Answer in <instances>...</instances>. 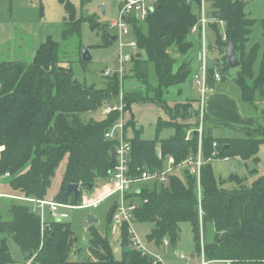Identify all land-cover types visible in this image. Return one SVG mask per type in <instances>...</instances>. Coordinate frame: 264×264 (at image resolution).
<instances>
[{"label":"trees","instance_id":"16d2710c","mask_svg":"<svg viewBox=\"0 0 264 264\" xmlns=\"http://www.w3.org/2000/svg\"><path fill=\"white\" fill-rule=\"evenodd\" d=\"M60 1L66 12L62 31L64 42L81 38L83 25L87 23L101 37V46L109 47L114 43L115 32L108 24L100 23L92 15L77 19L74 5L68 0ZM211 1L210 18L214 22L207 25L206 31L212 28L216 44L224 55L220 72L226 77L231 70L225 50L233 38L240 62L235 82L242 100L252 103L258 96L264 97V52L259 44H250L257 23L264 38V19L249 18L244 0ZM201 7L202 0H161L145 21L128 18L138 45L130 71L145 86L146 94L126 96V111L135 103H155L169 116L168 120H157V130L173 129L176 134L161 141L143 140L137 134L131 140L129 169L133 177L164 167L157 158L158 143L165 156L175 159L176 166L197 155L198 136L192 130L199 125L196 122L198 110L191 103L171 107L165 94L171 87L185 84L193 71L189 61L193 47L190 36L200 21ZM217 21L225 23L228 43L222 41V27ZM61 47V43L49 37L32 60L0 62V179L9 173V185L19 194L0 193L10 200L7 217L0 214V264H16L9 253L8 238L21 246L31 264H155L154 257L132 248L126 227L121 229L120 257L115 256L109 239L92 228L89 249L94 260H74L78 238L72 224L64 220L46 222L45 219L47 229L43 233L40 216L31 210L28 202L20 200L45 199L52 178L66 157V171L55 200L74 207L81 205L83 190L97 179L111 180L115 167L111 158L115 142L106 139L105 133L117 121L118 114L89 121L83 114L95 113L114 104L115 98L118 100L120 76L117 73L103 75L107 78L106 88L88 85L74 76L72 67L61 65L67 64L60 59ZM80 59L81 65L87 64ZM150 74L157 86L153 85ZM209 74L213 75L214 70ZM209 84L215 86L217 83L210 79ZM214 122L224 124L220 120L214 119ZM189 132L192 136L186 140ZM246 134L245 138L217 139L210 131L206 134L205 129L201 213L196 179L191 174L183 172L181 177L172 176L168 186L143 187L135 217L137 222L154 224L151 240L160 244L164 238H170L175 244L181 224L190 223L195 234L196 254L200 250L202 226L206 259L230 261L231 264H264V176L252 186H245L242 178L232 175L230 180L239 186L227 189L216 178L211 164L212 159L219 157L257 161L259 147L264 143V129H249ZM215 142L218 148L213 147ZM216 150L219 157L213 156ZM72 184L82 186L77 199L72 195L64 196L66 188ZM115 208L108 215L109 229Z\"/></svg>","mask_w":264,"mask_h":264},{"label":"rangeland","instance_id":"374dc122","mask_svg":"<svg viewBox=\"0 0 264 264\" xmlns=\"http://www.w3.org/2000/svg\"><path fill=\"white\" fill-rule=\"evenodd\" d=\"M68 1L74 5L77 19L81 18L83 15H92L100 23L108 24L110 27L113 23H117L120 19L119 0H85L84 3L83 0ZM244 2L246 3L245 12L249 18L253 20L264 19V0H244ZM102 6L105 7V14L102 12ZM211 7L212 1L206 0L204 4V11L208 18H210ZM195 11L197 12L196 9ZM201 13L202 7L201 12L199 11L200 16ZM64 19H66L65 7L64 3L60 0H0V62L32 60L35 57L37 49L41 43L47 39L46 37L51 36L55 41L62 44L60 59L67 61V64L61 63L63 67H72L74 76L88 85H95L96 88H106L107 78L103 76V72L106 70H117L118 59L121 54H131L130 44L132 42H136L131 25L128 24L129 34L121 38H118V33L116 30H113V32H115L116 40L111 46L104 47L101 46V37L97 35L96 32H93L87 23L83 25L81 38L78 39L74 37L68 42H64L62 40L63 24L65 22ZM219 26L222 27L221 25ZM198 33H196L197 35L190 36V39H192L194 43V48L192 49L193 51H190L189 55L196 56L197 54L196 50L199 47ZM220 33L221 36L225 35V29L223 27L220 28ZM207 40L209 45H213L214 47L217 45L216 34L211 27H208L207 29ZM228 41L229 39H227L226 43H228ZM251 43L259 44L262 48V52H264V38L259 23H257L254 27L250 40V44ZM84 50L90 51L92 56L91 61L85 62L83 60L82 53ZM80 57L85 63H87L86 65H81ZM210 57L223 59L224 55L222 52H217V50L214 49L211 51ZM132 66L133 63L126 65V74L122 80L120 79L119 93L123 91L125 97L133 95L134 93L143 94L145 96L146 88L133 76V73L131 74L132 71L130 70ZM197 67L198 65L193 63V67L191 66L193 71L186 84L171 87L165 94V99L169 105H173L176 100L179 99V95L184 98L196 101L198 100L199 95L196 93L195 86V75H197L199 71L197 70ZM215 71L220 72L219 68ZM236 73L237 69H231L227 73L226 77H224L223 73L220 72L221 79L224 80L226 78L224 83L230 86L233 90H235L234 88H239L235 82ZM150 76L151 81H154L153 85L157 86L153 75L150 74ZM222 80L218 83H221ZM250 85H252L251 82ZM213 87L215 89V86ZM240 100L243 102L241 98ZM112 103L114 104L107 105L95 113L83 114V118L86 121H89L91 118L95 120L104 119V110L108 106L118 104L117 98H115V101ZM135 104H132L131 107L128 106L127 111V107L125 106L124 108V120L126 125L129 119H133L135 121L132 125L128 126V128L125 127L127 128V134L125 130V136L128 142H131L137 134H139V136L144 140H165L175 137L176 134L173 129L157 130V118L161 115V112H165L162 107L155 103L146 104V106H143L140 103ZM134 106V114L129 115L131 111L130 109ZM118 119L116 122H118ZM205 129L206 134L210 131L211 135L217 139H233L243 137L241 134H238L235 126L230 124L216 125L213 117H211L207 124L205 122ZM215 143L218 145L217 142ZM225 158H228L229 160L226 161L224 160ZM257 158L258 162H255L252 159L242 160L240 157H219L217 159H212L211 164L213 166L215 176L218 181L221 182V185L227 189H234L239 185L237 182L230 180L232 175L242 178V182L245 186H252L259 177L264 176V143H262L259 147ZM67 161L68 158L66 157L61 162L54 177L52 178L51 186L48 189L45 198L48 202H56L55 197L60 192V185L66 171ZM233 168H235L234 171ZM185 169H189V166L185 165L180 168L179 171H183ZM9 180L10 178L7 176H3L0 179V193L13 196L19 195L10 187ZM117 187L118 184L113 181L103 178L97 179L93 184L92 189L87 188L83 190L80 206H71V210H61L62 212L65 211L69 215L65 221L72 224V229L78 238L77 250L79 260H92L89 250L91 238L90 232L92 228L96 229L101 237L109 239V241L113 243L114 249L118 248L117 257H120L121 249L118 247V243L121 229L118 228L115 231H112L111 228L109 229L108 225V215L110 211L121 201V194L119 192H115ZM9 204L10 200L8 197L0 196V214L3 217H7L6 212ZM94 204L98 205L96 209L93 208ZM28 206L33 212H35V206L33 203H30ZM89 216H94L95 218H98L99 221L93 222L86 228V219ZM44 219H46V222L56 220L48 209L44 214ZM134 227H136L135 231L137 236L146 250L150 254H158L164 264H188L187 260L180 259L181 254H184L190 260V264H200V256L202 253L204 254L205 264H231L230 261H210L206 259L205 246L201 238L199 253H195V258L192 259L191 254L196 250V243L194 229L190 223L181 224V230L175 244L172 243L170 238H164L160 244L151 240L149 236L154 227L153 223L136 222L134 223ZM46 229L47 227L42 228V232L44 233V230L46 231ZM202 229L203 228H201V230ZM210 235H213V231L210 232ZM165 240L170 242L168 247L163 246V242ZM7 244L10 256L16 264H26L29 262L28 255L23 252L21 246L12 238H8Z\"/></svg>","mask_w":264,"mask_h":264},{"label":"built area","instance_id":"2783aa9c","mask_svg":"<svg viewBox=\"0 0 264 264\" xmlns=\"http://www.w3.org/2000/svg\"><path fill=\"white\" fill-rule=\"evenodd\" d=\"M161 0H119L120 2V19L117 23H113L111 25V29L116 30L118 33V38L126 36L129 34L128 30V18H137L139 21H145L146 18L149 16L151 12L154 11V8ZM206 0H202V14L200 17V21L197 26H195L192 30V32L198 33L197 31L200 30V36L202 40V53H201V68L199 69V72L197 75H195L196 80V89L199 95V98L197 100V110L199 115V127L197 130V135L199 137V152L198 156L194 159H189L186 162V165H188L193 172L197 173L198 175L201 174L202 167L204 165V158H203V138H204V132H205V121H206V102L208 100V97L215 91L214 87L209 84L210 79L214 80L215 82H220L221 76L220 72L215 71L217 68H214V74L210 75V69L207 67V58L208 53H206V48L208 45L207 42V31L206 27L211 22H214V19L208 18L206 16V13L204 11V4ZM216 23H219L223 28L225 27V23L223 21H217ZM228 39V36L225 34L222 36V41L226 42ZM131 47V54L124 55L123 53L118 59V68L117 70H106L104 71L105 76H111L115 73H117L120 76V79L124 77L126 74V65L132 63L133 56L138 53V45L137 42H132L130 44ZM220 65V63H218ZM221 67H219L220 70ZM210 76V79H209ZM126 106V100L124 92L121 91L118 95V104L113 106H108L104 110L105 117L111 115V114H118V122H116L113 127L109 128L105 133V138L111 141L115 142V148H116V160H115V167L112 170L111 180L118 184V187L116 188L115 192H119L121 194V201L117 205L114 213H113V224L116 227H122L124 225H127L128 233L130 236V243L133 249L137 250L138 252H141L143 255H149L153 256L155 258V264L161 263L162 259L158 255L150 254L144 245L139 240L136 231L133 229V226L131 225L132 222V210L134 207L127 205V200L129 199V192L132 188V186L135 183H138L140 181H151V180H157L160 182H165L167 180V173L166 172H149L145 171L142 173L141 176L135 178L131 175L130 169H129V163L132 159V143L128 142L125 136V127L126 122L124 120V108ZM214 148H218V145L216 143L213 144ZM220 155V153L214 151L213 156ZM172 158V157H171ZM224 160L228 161V158H225ZM6 176H9V173L6 174ZM1 197H7L4 195H0ZM201 197V195H200ZM20 200H24L26 202L33 203L34 204V213H39L38 215L41 218V224L42 228H45L46 224L44 223V214L46 213V210L48 209L49 212L55 217L56 220H62L64 217H66L65 214L60 213L61 209H69L71 208V205L69 203H63V202H48L45 199L43 200H36V199H27V198H20ZM97 204L93 205V208H97ZM128 206V207H126ZM202 201L200 200V209L202 208ZM204 242V240H202ZM165 245H168L167 242H165ZM180 259L187 260V263L190 264V260L184 255H180ZM200 264H205L204 260V254L200 256ZM26 264H31V261H29Z\"/></svg>","mask_w":264,"mask_h":264},{"label":"crops","instance_id":"0c3cea01","mask_svg":"<svg viewBox=\"0 0 264 264\" xmlns=\"http://www.w3.org/2000/svg\"><path fill=\"white\" fill-rule=\"evenodd\" d=\"M192 35L194 36V35H197V34L195 32H192ZM49 37H51V36H49ZM49 37H46V38L48 39ZM47 39H45V41ZM191 41H192V39H191ZM198 41H199V47L196 50V53H197L196 56L189 55V61L191 62V66L193 67V63L197 64L198 65L197 70H199L201 68V65H202V62H201L200 59H201V53H202L203 49H202V40H201L200 34L198 36ZM207 42H208V40H207ZM192 43H193V41H192ZM193 48H194V43H193L192 49ZM214 49L217 50V52H222L217 45L215 47L213 45H209V44L207 45L206 53H208V58H207L206 63H207L208 69H210V70L214 69V68H219V67L224 66V58L220 59V58H215V57L212 58V57H210L211 51L214 50ZM139 55H141V54H139ZM218 63H220V65ZM233 69H237L238 70L239 68H233ZM224 80H226V78ZM224 80H222L221 83L216 82L217 83L215 85V90L216 91H214V93L211 94L208 97V100H207V103H206V117L208 119L207 121L209 122L211 117H213L215 120H220V121L224 122V124H230L232 126H235V129L238 131V134H241L244 138L247 136L246 130H249V129L250 130H254V129H258L259 127L264 129V97L258 96L257 99L254 102H252V103H248V102H244V101L242 102L240 100V98H241L240 89L239 88L238 89L234 88L235 90H233L230 86H228L226 83H224L225 82ZM222 86H226V87H222ZM184 93H185V89H184ZM196 93H198L197 89H196ZM179 96H180V97H178L179 99L176 100V102L173 105H169V106L173 107L174 105H176L178 103H182V104L183 103H191V104H193V106L196 107L195 109H197V101L196 100L184 98V97H181V95H179ZM135 105H137V104H135ZM141 105L146 106V104H141ZM134 112H135V106L132 107L129 115H133ZM134 117H135V115H134ZM159 118H162L164 120H168L169 116L167 115L166 112H164V113L161 112V115L158 116L157 120ZM198 120H199V115L196 118V122ZM134 122L135 121L133 119H129V121L127 122V125L129 123L128 126H130ZM127 125H126V127H127ZM198 127H199V125L197 126V128L195 130H192V132H194L196 135H197ZM127 128H125L126 134H127ZM192 132L188 133V135L186 137V140H189L191 138ZM147 141H153V140H147ZM156 152H157L158 160L164 163V167L152 170L151 172H153V171H155V172H166L167 173V180L165 182H160V181H157V180L140 181L138 183H135L132 186V188H131V190L129 192V199L127 200V205L131 206V207H134V209L132 210V216L133 217H132V222H131V225L133 226L134 230L136 229V227H134V223L137 222L136 217H135V211H136V209H137V207L139 205V194L142 193L143 187L146 186V185H148L150 188H153L154 185H157V186H168L172 176L181 177L183 175V172H185L186 174L193 175L195 177V179H196L198 206H199V209H200L201 174L198 175L197 173L193 172L190 167H189V169H185L183 171H179L180 168H182L183 166L186 165L187 160H189L190 158L194 159V160H197L195 158L198 156V152H199V137H198V152H197V155L196 156H190L186 161H183L178 166L175 165V159L173 157L171 158L170 156H165L164 155L160 143H158L157 146H156ZM252 160H254L255 162H258V158H257V161H256V159H252ZM234 170H235V168H233V171ZM110 181H112V180H110ZM81 197H82V195H81ZM117 205H116V207H117ZM94 209H96V208H94ZM115 209H114V211H115ZM61 210H65L66 211V210H71V208H69V209H61ZM61 210H60V213L66 215V217H64L62 219V220L65 221L69 217V215L65 211L62 212ZM114 211H113V213H114ZM200 213H201V209H200ZM112 216H113V214H112ZM57 221H59V220H57ZM111 224H112L111 225V230L112 231L113 230L115 231L118 228L119 229H123V227L127 228V225H124L122 227H116L113 224V218H112V223ZM85 227L87 228L88 226L85 225ZM201 228H202V226L200 227V230H201ZM127 232H128V229H127ZM128 235H129V233H128ZM129 238H130V236H129ZM200 238L202 240L204 239L203 235H202V230H201ZM165 242H167L168 245H165ZM119 243H120V239H119ZM119 243H118V247H120ZM111 244H112L113 249H114V245H113L112 242H111ZM169 245H170L169 241L165 240L163 242V246L164 247H168ZM89 248H90V244H89ZM76 250H77V248H76ZM117 250H118V248L114 249V254H115L116 257H117ZM194 253H195V251H194ZM155 255H158V254H155ZM75 257H78L77 260H79L78 250H77V252H76V254L74 255L73 258H75ZM91 258H92V261H93L94 259H93L92 255H91Z\"/></svg>","mask_w":264,"mask_h":264},{"label":"water","instance_id":"95a60500","mask_svg":"<svg viewBox=\"0 0 264 264\" xmlns=\"http://www.w3.org/2000/svg\"><path fill=\"white\" fill-rule=\"evenodd\" d=\"M102 9V12L103 14H105V7L102 6L101 7ZM116 40V38L114 39V41ZM225 53L227 55V58H228V63H229V66L230 68H239L240 67V62L238 60V56L236 54V51H235V46H234V40L233 38L230 39V42H229V45L227 47V49L225 50ZM142 55H138V57L140 58ZM82 58L85 62H89L91 61L92 59V56L90 54V51L89 50H84L83 53H82ZM111 158H112V162L114 163L115 160H116V148L114 147L112 149V154H111ZM89 188H93V185H89ZM82 190V186L79 185V184H72V185H69L67 188H66V191L64 193V196L65 198H68L69 196H74L75 199H77L80 195V192ZM98 218H95L94 216H89L87 219H86V223H87V226H89L90 224H92L93 222H98ZM191 258L194 259L195 258V253L193 252L191 254ZM78 257H75L74 260H77Z\"/></svg>","mask_w":264,"mask_h":264}]
</instances>
